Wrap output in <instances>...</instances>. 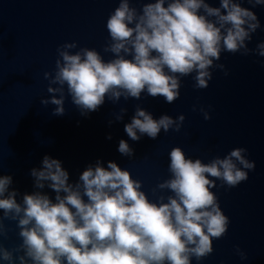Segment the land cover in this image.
<instances>
[{"label":"clouds","instance_id":"9594fccd","mask_svg":"<svg viewBox=\"0 0 264 264\" xmlns=\"http://www.w3.org/2000/svg\"><path fill=\"white\" fill-rule=\"evenodd\" d=\"M253 8L264 0H247ZM254 11L242 0H220L213 7L207 0H151L138 10L130 0H119L106 28L109 41L105 61L94 48L65 42L56 49L53 72H44L48 81L43 106L54 105L53 116L65 115V99L82 116L96 112L107 98L117 103L123 97L139 100L142 94L163 97L172 104L180 96L181 79L193 73L194 88L205 89L212 79L211 69L227 76L224 64L215 63L222 52L264 57V41L255 48L248 43L260 29ZM130 57V58H128ZM195 111V106L193 107ZM203 112L204 119H211ZM127 108H121L115 121H122ZM185 120L164 114L158 119L137 105L129 123L128 138L138 142L143 136L156 140L161 130L179 132ZM114 121L110 120L109 125ZM109 134L107 139H111ZM118 152L133 157L134 149L121 139ZM247 149L237 147L223 158L208 163L191 159L180 147L169 152L170 178L152 189L167 190L154 202L142 190L141 180L114 161L107 167L101 160L89 164L74 183L58 159L45 155L40 168H32L36 191L21 194L11 188V175L0 176V240L9 229L4 220L16 222L17 246L8 249L0 243V261L6 264H191L213 252V239L228 231L229 217L222 211L211 190L237 187L248 179L255 162ZM214 178V179H210ZM55 193L54 199L42 190ZM237 254H247L238 246Z\"/></svg>","mask_w":264,"mask_h":264},{"label":"water","instance_id":"95a60500","mask_svg":"<svg viewBox=\"0 0 264 264\" xmlns=\"http://www.w3.org/2000/svg\"><path fill=\"white\" fill-rule=\"evenodd\" d=\"M148 2L130 0L138 10ZM207 2L219 7L220 0ZM118 6L119 0H0V176H12L11 188L21 194L19 202L24 193L36 191L30 170L40 168L45 155L62 162L70 183L89 164L101 160L107 167L108 161H114L129 170L133 179L141 180L142 190L155 202L160 195H171L167 190L153 195L152 189L170 178L172 148L180 147L187 157L208 163L243 147L247 158L255 162L254 170H246L248 179L231 189L220 187L217 180V187L211 189L229 217L228 231L221 239H213L211 255L201 261L193 258L191 264H264V57L222 52L215 63L224 64L228 75L211 69L212 79L205 89L194 88L195 73L183 77L180 96L172 104L146 94L139 100L122 97L117 103L106 98L98 111L82 116L66 93L63 116L52 115L54 105H41V98L50 96L43 73L54 71L59 45L75 41L78 47L73 52L94 48L105 61L114 58L103 49L110 39L107 20ZM242 6L254 11L261 24L248 43L255 48L264 41V7L253 8L247 0H242ZM137 105L156 119L183 114L185 120L179 132L162 129L156 140L143 136L134 142L124 125ZM122 107L127 112L122 121H115ZM201 108L211 119H204ZM121 139L134 149L133 157L118 152ZM42 191L54 199L50 189ZM4 224L8 236L0 243L12 249L21 243L16 222L5 219ZM237 246L247 254L246 260L237 254Z\"/></svg>","mask_w":264,"mask_h":264}]
</instances>
